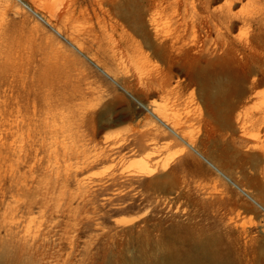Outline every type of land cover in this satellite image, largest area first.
Here are the masks:
<instances>
[{
    "label": "rangeland",
    "instance_id": "obj_1",
    "mask_svg": "<svg viewBox=\"0 0 264 264\" xmlns=\"http://www.w3.org/2000/svg\"><path fill=\"white\" fill-rule=\"evenodd\" d=\"M155 1L0 0V261L16 252L17 264L150 263L161 243L182 249L200 231L216 234L217 215L259 239L244 254L238 232L230 237L231 263H264V0L247 8L261 10L257 24L230 31L246 60L219 63L230 86L216 101L196 97V85L178 99L151 84L160 66L145 34L154 37L149 17L166 0ZM136 100L168 127L138 119ZM136 159L154 174L140 175Z\"/></svg>",
    "mask_w": 264,
    "mask_h": 264
},
{
    "label": "bare ground",
    "instance_id": "obj_2",
    "mask_svg": "<svg viewBox=\"0 0 264 264\" xmlns=\"http://www.w3.org/2000/svg\"><path fill=\"white\" fill-rule=\"evenodd\" d=\"M220 1L166 0L165 5L163 4L164 8L155 5L156 8H153L154 11L152 13L149 10L151 15L148 24L153 30L154 37H152L153 34L146 33L145 39L147 48L161 67L156 69V75L151 78L150 82L153 85L160 84L159 92L162 94L179 99L181 98V94L179 93L181 90L188 87L192 88V86L196 85L197 88H195L196 90L198 89V95L196 94L197 91L195 93L196 97L198 96L206 101H216L226 98L230 86L229 76L228 79L222 76L225 73L219 69V63L224 61L227 56L233 58L236 55L238 56L239 53L242 55L243 61L246 60V53L242 54L241 50L235 48L239 45L237 40L230 36V31L238 23V20L242 21L245 26L253 27L259 20L258 15L261 13V10L257 9L256 12L251 11V14L247 10L249 7L258 5L260 0H252L238 13H234L233 8L241 0H225L221 6L219 4ZM155 2L158 4V1ZM163 20L165 21V30L160 29V22ZM143 27V21L139 18L137 21V32L143 33ZM213 33L214 35L216 34L214 43H212L213 48L207 49V40ZM239 36L238 39L243 38L242 33ZM258 37L252 36L249 39L246 38L247 40H245L243 44L244 49L242 50L248 51L250 44ZM225 46H227L226 51L224 50L226 54L224 51V53L221 51L223 55L218 56L217 52ZM172 80L175 81V86L173 85L175 88L171 90L169 87H171ZM137 102L140 110L136 109L134 112L138 119H142L143 114L147 112L168 127V119L159 109L152 104ZM131 114L129 112L123 119L129 118ZM118 122L116 121V123ZM171 131L175 130L171 128ZM255 138L258 139V137ZM187 145L194 150V143H187ZM255 149H259V146L256 145ZM199 156L206 160L217 172L222 174L204 156L201 154ZM133 163L140 175L150 176L156 171L145 160L140 161L136 159ZM222 176L224 175L222 174ZM225 178L230 182L227 177ZM236 187L248 199L256 203L248 193L239 186ZM224 220L223 216L219 217L215 215L213 217L209 230L212 227H218L216 234H207L205 230L200 231L198 238L192 239L182 249L171 248L161 243L150 253V263L145 262L143 257H136L133 259L132 264H232L230 254L238 240H232L230 237L238 232V238H241L244 245V250L242 251L244 254L247 253L246 247L249 245L255 246L259 243V239L252 237V232L245 227L246 225L239 226L235 218H229V223L226 222L225 224ZM122 223L129 225L133 223V220L122 221ZM260 226L261 233L264 234V225L260 224ZM223 246H225V249H223ZM15 253H12L10 256L7 255L3 261H0V264H17L18 254ZM257 264H262V261H259Z\"/></svg>",
    "mask_w": 264,
    "mask_h": 264
}]
</instances>
